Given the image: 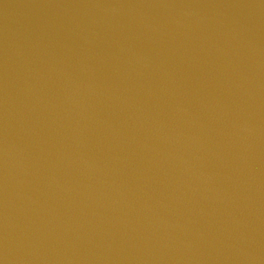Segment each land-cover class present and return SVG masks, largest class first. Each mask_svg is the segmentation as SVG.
Listing matches in <instances>:
<instances>
[{
    "label": "water",
    "instance_id": "1",
    "mask_svg": "<svg viewBox=\"0 0 264 264\" xmlns=\"http://www.w3.org/2000/svg\"><path fill=\"white\" fill-rule=\"evenodd\" d=\"M264 15V0H0V101L101 56Z\"/></svg>",
    "mask_w": 264,
    "mask_h": 264
}]
</instances>
